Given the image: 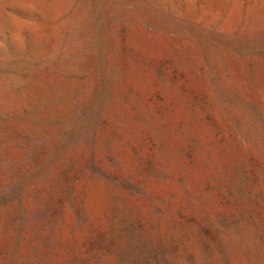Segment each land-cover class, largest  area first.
I'll list each match as a JSON object with an SVG mask.
<instances>
[{
  "label": "rangeland",
  "instance_id": "1",
  "mask_svg": "<svg viewBox=\"0 0 264 264\" xmlns=\"http://www.w3.org/2000/svg\"><path fill=\"white\" fill-rule=\"evenodd\" d=\"M0 264H264V0H0Z\"/></svg>",
  "mask_w": 264,
  "mask_h": 264
}]
</instances>
